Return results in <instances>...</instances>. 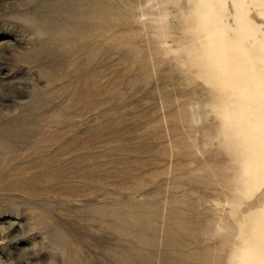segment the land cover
<instances>
[{
    "label": "rangeland",
    "instance_id": "374dc122",
    "mask_svg": "<svg viewBox=\"0 0 264 264\" xmlns=\"http://www.w3.org/2000/svg\"><path fill=\"white\" fill-rule=\"evenodd\" d=\"M0 264H264V1L0 0Z\"/></svg>",
    "mask_w": 264,
    "mask_h": 264
},
{
    "label": "bare ground",
    "instance_id": "6f19581e",
    "mask_svg": "<svg viewBox=\"0 0 264 264\" xmlns=\"http://www.w3.org/2000/svg\"><path fill=\"white\" fill-rule=\"evenodd\" d=\"M264 1V0H263ZM257 34V33H256ZM44 167V166H43Z\"/></svg>",
    "mask_w": 264,
    "mask_h": 264
}]
</instances>
